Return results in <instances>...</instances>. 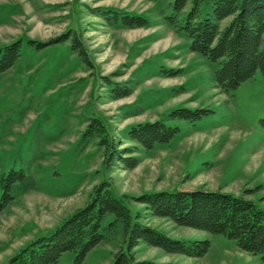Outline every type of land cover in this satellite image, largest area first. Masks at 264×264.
I'll return each instance as SVG.
<instances>
[{
    "label": "rangeland",
    "instance_id": "obj_1",
    "mask_svg": "<svg viewBox=\"0 0 264 264\" xmlns=\"http://www.w3.org/2000/svg\"><path fill=\"white\" fill-rule=\"evenodd\" d=\"M170 1L0 0V47L20 42L18 59L0 72V177L22 173L34 181L4 207L0 182V264L85 206L101 183L142 224L210 245L190 258L140 242L137 262L261 264L234 240L177 226L136 202L145 194L202 190L240 196L264 211V76L257 72L223 92L214 80L218 64L191 52L189 40L166 23ZM100 11L146 24L109 25ZM121 91L128 94L117 97ZM179 109L198 111L199 119L172 117ZM93 118L120 151L132 150L126 156L137 160L133 169L108 166L98 137L82 140ZM156 121L177 129L168 143L145 150L129 140L131 128ZM121 242L119 226L82 264H109ZM59 264H72V254Z\"/></svg>",
    "mask_w": 264,
    "mask_h": 264
},
{
    "label": "trees",
    "instance_id": "obj_2",
    "mask_svg": "<svg viewBox=\"0 0 264 264\" xmlns=\"http://www.w3.org/2000/svg\"><path fill=\"white\" fill-rule=\"evenodd\" d=\"M169 6L166 23L189 40L191 52L218 64L214 80L223 92L235 90L257 72L264 76V0H171ZM98 14L109 25L143 27L146 24L145 19L128 14L113 11ZM66 36L37 45L44 47ZM73 41V48L87 63L81 42L77 38ZM19 51V41L0 47V72L15 63ZM166 74L169 75L170 71ZM127 94V91L115 93L117 97ZM171 116L195 120L200 114L179 109ZM176 132L177 129L167 127L163 121H156L131 128L128 138L145 150H151L156 145L168 143ZM95 136L108 166L114 161L125 169L137 165L135 158L126 156L132 150L120 151L116 142L107 136L101 121L93 118L82 140L87 142ZM0 182L3 189L1 207L12 201L16 193L34 187V181L22 173L11 172L0 177ZM136 202L152 216L168 219L177 226L234 240L240 250L259 255L261 264H264V211L250 200L221 192L194 190L145 194ZM107 217L112 219L103 225ZM139 218V214L131 215L106 183H101L94 187L85 206L75 210L46 235L29 243L5 264H59L64 253L72 254V264H82L87 254L106 241L108 235H114L119 226L122 242L109 264H146L137 262L133 254L140 242L190 258L203 257L210 247L206 240L185 242L171 239L142 224Z\"/></svg>",
    "mask_w": 264,
    "mask_h": 264
}]
</instances>
